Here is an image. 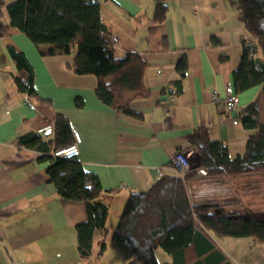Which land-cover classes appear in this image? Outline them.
Wrapping results in <instances>:
<instances>
[{"label":"crops","instance_id":"crops-1","mask_svg":"<svg viewBox=\"0 0 264 264\" xmlns=\"http://www.w3.org/2000/svg\"><path fill=\"white\" fill-rule=\"evenodd\" d=\"M15 1L3 0L0 16V264H106L112 258V234L129 196L148 191L177 152L191 150L195 130L207 128L212 140L226 144L232 159L245 154L250 132L240 122V112L258 100L264 122L261 87L239 94L238 107L229 116L221 115L211 96L223 94L227 84H232V75L242 62L243 42L250 36L232 0H94L101 6L110 39L120 38L113 48L116 55L134 53L145 62L143 80L149 95L131 100L133 109L142 115L135 119L102 101L96 77L76 75L69 68L77 49L48 55L49 47L35 46L12 27L7 6ZM159 4L166 6L163 21L156 18ZM10 47L24 54L33 68V96L20 92L15 84L17 68ZM182 58L188 70L181 93L176 94ZM171 97L168 112L164 103ZM57 115L69 122L73 133L80 134L77 160L102 186L99 200L109 215L101 257L103 232L99 230L94 233L89 258L79 254L76 227L87 220L85 205L62 199L49 182L50 163L40 162V152L17 144L19 137L30 133L51 135ZM235 181L191 182V199L235 213L231 210L238 201L235 193L224 190H231ZM207 234L213 246L197 243L186 264H264V243ZM168 257L167 264H171L172 257ZM115 259L114 264H121L122 260Z\"/></svg>","mask_w":264,"mask_h":264},{"label":"trees","instance_id":"trees-1","mask_svg":"<svg viewBox=\"0 0 264 264\" xmlns=\"http://www.w3.org/2000/svg\"><path fill=\"white\" fill-rule=\"evenodd\" d=\"M108 1V0H106ZM239 20L250 36L243 42L242 62L232 75V85L241 94L261 87L264 95V0H232ZM5 7L0 0V16ZM10 24L23 32L37 47H49L48 55L70 54L77 49L69 68L80 76L92 75L98 81V95L104 103L120 112L142 119L131 106L134 98H146L145 62L140 55L119 57L110 46V32L102 23L101 6L94 0H16L7 6ZM166 6L159 4L156 18L163 21ZM17 68L15 84L20 92L34 95V71L22 53L9 48ZM188 63L182 58L177 66L181 93ZM240 122L250 132L246 152L232 159L226 144L210 138L207 128L195 130L191 138L193 167L182 180L162 176L148 191L129 196L112 234L111 246L126 264H159L156 252L161 248L172 257L171 264H186L187 255L197 243L213 246L207 231L218 238H253L264 243V223L238 213H224L218 205L194 202L189 185L194 181L239 180L264 176V122L259 101L240 112ZM73 143L69 122L55 116L52 134L30 133L18 138L21 148L40 152V162H49V182L66 201L86 207L87 220L77 225L80 257L89 258L96 230L103 232L99 256L106 250L108 207L99 198V178L87 172L77 160L54 159L53 153ZM209 248V247H208ZM199 249V248H198ZM200 251L202 249L200 248Z\"/></svg>","mask_w":264,"mask_h":264},{"label":"built area","instance_id":"built-area-1","mask_svg":"<svg viewBox=\"0 0 264 264\" xmlns=\"http://www.w3.org/2000/svg\"><path fill=\"white\" fill-rule=\"evenodd\" d=\"M120 38L118 36H112L110 39V46L115 48L119 45ZM173 98H169L164 103L166 111H170ZM211 102L216 106H219L221 115L229 116L236 111L239 103V94L236 92L234 86L228 83L223 94L214 92L211 96ZM235 124H238V120H234ZM81 136L78 132L73 133V143L60 148L53 153L54 159L72 160L77 159L80 156V144ZM194 151H179L170 160L167 167L160 170V176L164 175V172H168L171 175L177 176L180 179H184L193 167Z\"/></svg>","mask_w":264,"mask_h":264},{"label":"rangeland","instance_id":"rangeland-1","mask_svg":"<svg viewBox=\"0 0 264 264\" xmlns=\"http://www.w3.org/2000/svg\"><path fill=\"white\" fill-rule=\"evenodd\" d=\"M230 187L231 190H228L227 187H224L225 189H223L225 190V192H232L233 194L235 193L233 198H236V201L238 200L237 205L234 208H231V210L235 211V213L248 217L264 214V176H254L239 179L233 182ZM217 189L218 188L216 187V189L214 190L218 191ZM208 191L211 192L210 194H212V191ZM219 193H221V190L219 191ZM109 248L112 258H109L108 255L107 258L109 259H107L106 264H114V258H116L115 261H121L120 257L115 253L111 245L109 246ZM157 254L159 264L168 263V254L165 253L161 248L157 250L156 255ZM121 264L125 263L121 261Z\"/></svg>","mask_w":264,"mask_h":264},{"label":"water","instance_id":"water-1","mask_svg":"<svg viewBox=\"0 0 264 264\" xmlns=\"http://www.w3.org/2000/svg\"><path fill=\"white\" fill-rule=\"evenodd\" d=\"M50 132L51 130L49 131V133ZM253 219L259 223H264V214L255 215L253 216Z\"/></svg>","mask_w":264,"mask_h":264}]
</instances>
